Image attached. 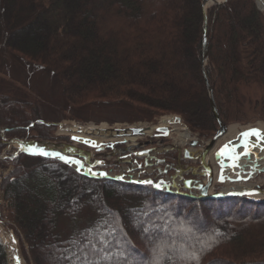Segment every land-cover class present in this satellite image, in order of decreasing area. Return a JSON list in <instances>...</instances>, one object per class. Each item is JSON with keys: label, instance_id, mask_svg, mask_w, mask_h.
Returning <instances> with one entry per match:
<instances>
[{"label": "trees", "instance_id": "1", "mask_svg": "<svg viewBox=\"0 0 264 264\" xmlns=\"http://www.w3.org/2000/svg\"><path fill=\"white\" fill-rule=\"evenodd\" d=\"M201 2L0 0V53L41 67L77 112L115 104L173 114L210 137L217 125L202 75ZM206 18L205 74L221 121L238 119L244 74L263 91L264 119L263 14L254 0H227L208 9ZM39 121L38 109L0 94L6 137L46 139L54 125ZM11 159L2 190L9 227L28 249L26 264H82L85 256L92 264H264V202L191 199L82 177L50 159ZM182 201L211 206L206 215L196 214L190 205L181 209ZM84 211L90 215L80 224ZM59 218L71 222L67 229L73 226L65 237L57 232ZM216 231L221 237L211 236ZM193 253L198 261L189 259ZM0 264H7L1 241Z\"/></svg>", "mask_w": 264, "mask_h": 264}, {"label": "rangeland", "instance_id": "2", "mask_svg": "<svg viewBox=\"0 0 264 264\" xmlns=\"http://www.w3.org/2000/svg\"><path fill=\"white\" fill-rule=\"evenodd\" d=\"M254 3L257 10L261 12L264 16V12L261 11L257 6L256 0H254ZM186 56L189 60L193 61L192 55L187 53ZM243 64L244 61L242 60L240 66L243 67ZM245 79H249L250 83L247 85L244 84L243 80ZM239 80L241 81L240 97H239L241 107H240L238 119L229 121L227 123L221 121L222 125L225 127V132L223 134L224 136L222 138L227 137L228 134L232 135V130L234 129L243 128L241 131H246V132L251 129H258L261 132H263L261 128L264 127V119L260 117L261 116L259 109L260 104L258 103L263 91L259 88V86L256 85V83L252 82L251 81L252 79L248 78L246 74H244L243 78H240ZM0 94L6 95L11 99H16L21 103L30 104L31 107L38 109L42 114V118H43L42 122L47 123L48 125L57 124L54 125V129L52 132L48 130V138L42 140H36V139L32 140V139H27V137L8 138L5 136L4 133L3 134L0 133V142L2 141L1 142L2 149L0 151V177L3 176V178H1L2 180H0L1 201H2V196L4 197V193L2 190L3 181L9 177L11 171L13 170V161L10 160V158H13V156L20 154V152L17 149L9 148L7 146V144L12 142L13 140H21L29 143L31 142V143L48 145V146H56L57 148L65 145L74 147V145H72L73 143L69 140V137L67 138V134H64V136H60L61 133L58 132L60 131V128L69 125H76L86 129L87 127L90 126L100 127L101 125H105L107 128L110 129L118 128V127L126 128V127L136 126V127H142L146 130V128L156 127L165 118L179 117L173 114H165L160 112H151L152 115L149 113L142 114L131 107H127L123 105H115V104H98V105L90 106L88 108H85L84 110H80L77 112V110L75 109L68 108V105L64 103L61 86L56 81H54L50 77V75L46 73V71H44L41 67H37L33 64L22 61L7 53H0ZM73 117L77 118L78 120L74 119ZM178 126L184 127L191 135L190 140L186 144L180 146L175 145L178 143L177 133L172 129H169L171 130L169 132V137L166 138L146 137V139L139 141L137 147L134 148L133 152L140 149L153 148L154 151L151 153V155L153 154L157 156L159 154L158 158L160 160L165 159L164 165H160L159 168H156L155 166L153 168H145L143 166V163L140 161V159H138L137 172L138 173L141 172V174L138 177L142 181L144 180V181L155 182L164 179L165 177H170L171 174H174L176 172L182 173L184 165L179 164L176 166L178 161H180L181 159L182 151L184 149L188 151H193V149L195 148L196 149L200 148L201 145L203 146L208 141H211L215 136V134L217 133V131L219 130L218 126H215V130L213 134L210 137H206V136H201L199 133L190 131V129L183 123L181 119ZM241 131L239 132L241 133ZM220 137L218 138L220 139V142L216 147L217 151H221L224 148V146L228 144L229 141L235 142V139L223 140ZM107 145L111 146L110 150H107V148L105 147ZM102 146L104 147L105 153L103 154L105 155L99 154L97 157L103 159L107 163L104 169H112L113 173H118L120 170L130 169L132 167V166H127L128 164L133 165L132 162L128 164H124L122 163L123 161L119 160V158L122 155L131 154L130 150L126 151L125 144L118 145L117 143H113V144L105 143V146L104 145ZM75 147L77 150H81L82 152H84L83 150H88L87 148H85V146L81 144H78ZM172 147H175V150ZM247 151H251L250 148H247ZM249 155L250 154L245 155V158L247 159ZM243 156H244V151L243 154L239 156L240 157L239 161L243 159ZM185 163L189 167H192V171L193 169H195V172H199V168L196 167L199 164L197 160L188 161ZM254 163L256 164V162ZM211 164L213 165V167L219 169L220 171L227 169L233 171V168H228V167L223 168L222 166L216 164L215 158H214V162ZM169 166L172 168H170ZM189 170L191 171V169ZM252 170L253 169H251V171ZM222 174L225 180L229 178L226 173L222 172ZM248 174L249 173H244L242 169H239V172L236 173L235 176L239 175L241 177L242 176L245 177ZM191 176L192 175L188 173V175H186L185 177H191ZM198 177L199 176L197 174L196 178ZM224 183L223 184L218 182L215 183L212 190L213 193L229 192V191H224L226 190L225 189L226 187L225 188L223 187L225 185L229 188V190L232 191L234 190L232 187L235 184L240 186L251 185L252 188L259 187L264 189V172L257 173L255 176L253 175V177L247 183L244 182H239V183L227 182L226 184ZM2 203L3 205L0 206V240L6 246L7 263L13 264V260H12L13 255L14 256L16 255L20 260V264H26L24 260V254L26 256L28 255L27 246L24 242L20 241V239L17 237L16 233L14 232V229L12 227H9V222L7 220V206H6L7 202L5 198L2 201ZM189 205L191 211H194L196 214H198V212H201L203 214L205 213V215H206L205 211L209 210L211 206V204L206 205L202 203V208H196V205L193 204V206L195 207L194 208L193 206H191V204L182 201L181 209L185 210L189 207ZM234 205L235 203H233L230 207L234 209L235 208ZM236 207L239 210L240 209L245 211L248 210L250 212L255 211V209L251 208V206H245L244 208L240 205H236ZM262 209L264 210V207H262ZM89 215L90 214H88L87 211H84V213L78 218L79 219L77 220L79 221L78 223L82 224L84 222L83 220L87 219V216ZM190 215L194 217L193 212H191ZM208 220L209 222L212 221L210 219ZM58 222L59 223L57 227V232H60L61 237L67 236L68 233L67 230L73 227L70 226L69 229H67L68 225L71 222L65 220L64 218H59ZM209 234L210 233L207 232L206 236L209 237L210 236ZM221 235L222 233L220 231H216L211 236L215 238H219L221 237Z\"/></svg>", "mask_w": 264, "mask_h": 264}, {"label": "bare ground", "instance_id": "3", "mask_svg": "<svg viewBox=\"0 0 264 264\" xmlns=\"http://www.w3.org/2000/svg\"><path fill=\"white\" fill-rule=\"evenodd\" d=\"M218 2H221L223 0H217ZM257 2V6L259 7V9L261 11L264 12V0H256ZM210 7V5H208V8ZM179 125V121H177L175 118H165L163 119L156 127H152V128H146V130H143V137L141 136V138L137 137H130L127 133L126 136H124L123 138H121V132H116L114 129H110L107 128L105 125H101L100 127H95V126H90L87 127L86 129H83L82 131L80 130V128H78L76 125H69V126H65L62 127L61 131H58L59 133H61L60 136H64L65 132L64 131H70V132H80L82 135H79L82 138L84 135L87 137H91L93 139H95L98 142H115V141H120V140H126L127 144H128V150L132 151L131 148L137 146L138 142L141 140L146 139V137H155L157 136L156 131L158 129H172L173 131H175L177 133V139H178V143L175 145H184L186 144L189 140H190V133L182 126H178ZM119 128V127H118ZM243 128L241 129H234L232 130V135L228 134L227 137L222 138L224 135H222L220 138H222L223 140H230V139H234L237 135V133L239 131H241ZM263 130L262 133H264V127L261 128ZM2 142V141H1ZM0 142V144H2ZM220 139H217L213 146L209 148V145L211 144L210 141H208L205 145H201L200 148L198 149H193V151H191L193 153V156H197L200 154H204L203 159L205 160L204 162L206 163H213L214 162V150L216 149L217 145L219 144ZM18 142H13V146H9V148H14V146H17ZM249 145L252 147L251 151H250V156L248 159H243L242 161L239 162V166L238 168H236V170H224L223 172L228 174L230 179H236L239 175L235 174L239 171V169H242L244 173H248L254 166V162L257 163V169L256 170H263L264 171V141L258 140L254 137L250 138L249 141ZM62 146V145H61ZM66 146V145H65ZM62 146V147H65ZM65 148H69L68 146H66ZM175 150V147H172ZM63 149V148H60ZM177 150V149H176ZM194 150H198V151H194ZM1 151V150H0ZM238 153L241 152V149L237 151ZM74 155V154H71ZM200 159V158H199ZM179 164H185L184 161L180 162ZM213 166V165H212ZM214 171H216V168L214 167ZM236 172V173H234ZM209 188V193H211L212 188L214 187L215 183L214 180L209 179L208 181H204ZM226 190L224 191H228L229 188L225 185L223 186ZM234 190H245L248 188H252L251 185H247V186H240V185H234L232 187ZM249 199L252 200H258V201H264V193H253L251 195H249L248 197Z\"/></svg>", "mask_w": 264, "mask_h": 264}, {"label": "water", "instance_id": "4", "mask_svg": "<svg viewBox=\"0 0 264 264\" xmlns=\"http://www.w3.org/2000/svg\"><path fill=\"white\" fill-rule=\"evenodd\" d=\"M227 0H223L221 2H218L217 0H202L201 2V7L203 10V26H202V75H203V79L205 82V86H206V90L208 93V99H209V104L213 113V116L215 118L216 124L219 128V130L217 131V133L215 134V136L213 137V139L210 141V145L209 148L213 146L214 142L224 134L225 132V127L222 125L219 114L217 112L216 106H215V102L213 99V92H212V88L207 80L206 74H205V66H206V61L208 58V47H207V38H206V29H207V18H206V10L208 9V5L211 6H220L223 5ZM177 121H180L179 118H176ZM116 132H121L122 134L120 136H126L127 133L130 137H137V136H141L142 135V130L138 129V128H122V129H115ZM194 145V144H193ZM211 149V148H210ZM148 154L147 151H143L140 153H137V157H141V156H146ZM204 155V154H203ZM202 155V158L204 157ZM185 157H187V152H185ZM211 179V178H210ZM219 182H222V178L219 179ZM190 181L186 180L184 182V188L185 189H189L190 188ZM207 190H204V193ZM202 194L201 196H199V199H215V200H220V199H225V198H230V197H245L246 199H249V195L253 194V193H264V189H257V190H239L235 193H227V194H223V195H217V196H206L205 194Z\"/></svg>", "mask_w": 264, "mask_h": 264}, {"label": "snow or ice", "instance_id": "5", "mask_svg": "<svg viewBox=\"0 0 264 264\" xmlns=\"http://www.w3.org/2000/svg\"><path fill=\"white\" fill-rule=\"evenodd\" d=\"M241 137L244 139V145L243 147L245 149L248 148V141L250 140L251 137H256V139L264 141V133H262L260 130L258 129H251L247 132H243L241 133ZM31 154H39V155H44V156H54V157H59V159L64 160L65 163H74L78 166L77 170H79V167H82V162L81 161H73L68 157L62 156L59 153H49L46 150H44L43 148H39L37 146H30L27 149ZM227 154L229 156V159L233 161L232 166L233 167H237L238 165V161H239V153H235L234 150L229 149L228 145H225L224 148L221 150V155H225ZM250 154V151H245L244 155H248ZM89 172H91V169H89ZM92 175H97V173H91ZM99 175H106L105 173H100ZM144 183H151V181H145ZM156 187H160L159 184L156 185ZM92 243V240H89V244ZM83 250V249H81ZM93 251H96V249L93 247ZM77 259H79V257H77ZM190 260L192 261H198V256L196 254H192L189 257ZM82 264H92L91 261L87 260V257L85 256V259L82 261ZM154 264H159V260H154Z\"/></svg>", "mask_w": 264, "mask_h": 264}, {"label": "built area", "instance_id": "6", "mask_svg": "<svg viewBox=\"0 0 264 264\" xmlns=\"http://www.w3.org/2000/svg\"><path fill=\"white\" fill-rule=\"evenodd\" d=\"M132 150V148H131ZM132 152V151H131ZM102 164V163H101ZM94 165L90 166V167H87V168H84L82 169L83 173L84 174H89V175H92L91 173H97V174H100V173H103L104 170L102 169H98V168H94L93 167ZM89 169H91V172H89ZM112 170V169H111ZM132 170L133 172H125L126 170H120L118 172V174L121 176V177H124V179H128L129 177H131L132 179H134L136 176H137V172L134 170V165L132 166ZM128 171V170H127ZM190 170H186L185 173H189ZM112 174H115L117 176H119L117 173H111L110 170L108 171V175H112ZM92 176H96V175H92ZM138 177V176H137ZM175 182H179V179H176ZM159 184L158 182L156 183V185ZM160 185V184H159ZM0 204L3 205L2 201H0Z\"/></svg>", "mask_w": 264, "mask_h": 264}]
</instances>
